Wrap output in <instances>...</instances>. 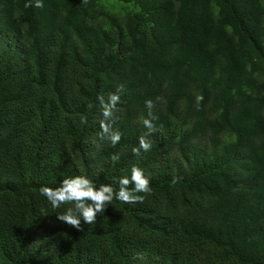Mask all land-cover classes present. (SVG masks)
I'll return each mask as SVG.
<instances>
[{
  "label": "trees",
  "instance_id": "obj_1",
  "mask_svg": "<svg viewBox=\"0 0 264 264\" xmlns=\"http://www.w3.org/2000/svg\"><path fill=\"white\" fill-rule=\"evenodd\" d=\"M28 2L0 0V264H264V0ZM133 165L151 193L82 231L39 192Z\"/></svg>",
  "mask_w": 264,
  "mask_h": 264
},
{
  "label": "clouds",
  "instance_id": "obj_2",
  "mask_svg": "<svg viewBox=\"0 0 264 264\" xmlns=\"http://www.w3.org/2000/svg\"><path fill=\"white\" fill-rule=\"evenodd\" d=\"M86 2V0H85ZM33 6L31 0L25 4V7ZM35 7H42V0H35ZM123 91V85L117 88L115 93L110 94L107 102L104 97L98 96L99 106L103 119L100 120L101 132L99 138L101 140H109L112 146L118 144L121 140V133L113 129L115 123L114 112L117 103L120 100L119 92ZM202 97H197V104ZM146 107L149 109L148 115L151 116L153 102L145 101ZM91 108L92 106L89 105ZM143 126L148 132L139 137L138 146L132 148L134 155L139 156L141 151L148 152L151 150L152 144L147 136L155 132V127L151 119L142 118ZM111 159L117 161L119 156L113 154ZM130 177H120L118 180V191L109 184H100L97 187L89 178L83 175L69 176L63 178L59 186L53 188L49 186H41L39 192L46 197L47 201L54 209L60 208L62 204H71L64 212L58 214L56 218L71 228L82 231V221L85 224H93L96 221L97 214L105 212L106 205H110L113 199H117L124 203L143 202L145 195L151 193L149 179L145 177L143 169L137 165L131 167ZM176 178L173 179V183ZM131 185V187H130ZM143 193L145 195H140Z\"/></svg>",
  "mask_w": 264,
  "mask_h": 264
}]
</instances>
